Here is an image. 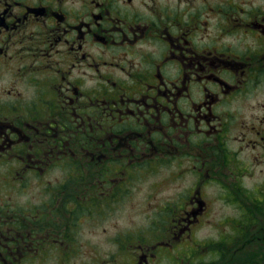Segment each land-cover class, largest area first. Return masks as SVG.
<instances>
[{"label": "flooded vegetation", "instance_id": "obj_1", "mask_svg": "<svg viewBox=\"0 0 264 264\" xmlns=\"http://www.w3.org/2000/svg\"><path fill=\"white\" fill-rule=\"evenodd\" d=\"M0 264H264V0H0Z\"/></svg>", "mask_w": 264, "mask_h": 264}, {"label": "rangeland", "instance_id": "obj_2", "mask_svg": "<svg viewBox=\"0 0 264 264\" xmlns=\"http://www.w3.org/2000/svg\"><path fill=\"white\" fill-rule=\"evenodd\" d=\"M153 181V178H149L138 188L130 192L129 204L125 208L114 212L112 219L114 228H112V231L121 227L126 228V230L133 235H148L157 231L159 213L158 209L155 208L156 201L168 196L172 185L164 184L163 187H158L153 184ZM203 231L209 233L216 232L213 230L212 225L205 226ZM99 238L101 237L99 236ZM102 241L98 240V245L105 244V242L103 241L102 243ZM134 241V237L132 236L131 242Z\"/></svg>", "mask_w": 264, "mask_h": 264}]
</instances>
